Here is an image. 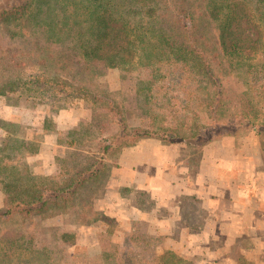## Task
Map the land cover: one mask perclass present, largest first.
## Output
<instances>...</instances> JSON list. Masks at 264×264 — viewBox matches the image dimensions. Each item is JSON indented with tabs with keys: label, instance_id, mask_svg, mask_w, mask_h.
Here are the masks:
<instances>
[{
	"label": "trees",
	"instance_id": "16d2710c",
	"mask_svg": "<svg viewBox=\"0 0 264 264\" xmlns=\"http://www.w3.org/2000/svg\"><path fill=\"white\" fill-rule=\"evenodd\" d=\"M0 36L19 42L21 48H12V54L32 56L41 74L29 77L33 80L29 90L42 88L41 94L52 96L53 103L75 94L64 91L72 87L74 76L66 75L72 79L68 83L57 73L58 68L63 72L77 69L90 77L100 65L121 70L183 66L184 71L172 74H184L191 94L187 83L196 81L186 74L201 72L213 120L210 126L196 128L195 135L186 139L190 145L196 142L193 146L200 147L224 136L250 133L264 140V0H23L19 6L0 9ZM224 62L231 70H245L248 88L242 97H224L223 84L216 76L218 65ZM47 70L54 73L47 77ZM13 82L14 86L17 80ZM178 82L176 77L174 86ZM57 95L62 96L60 100L55 99ZM229 107L236 111L227 117ZM118 125L116 133L94 144L99 155H76L72 173L63 168L58 176L48 178V184L7 185L0 218L16 215L26 222L72 209L81 193L104 181L107 155L138 140L137 136L130 140L137 129L131 132L122 120ZM159 133L168 142L177 136L168 128ZM68 161L60 163L68 165ZM157 258L160 264H190L169 251Z\"/></svg>",
	"mask_w": 264,
	"mask_h": 264
},
{
	"label": "rangeland",
	"instance_id": "374dc122",
	"mask_svg": "<svg viewBox=\"0 0 264 264\" xmlns=\"http://www.w3.org/2000/svg\"><path fill=\"white\" fill-rule=\"evenodd\" d=\"M22 2L23 0H0V9H11ZM12 48L15 51L21 46L19 42H10L7 37L0 36V191L4 198L8 197L7 185L24 187L29 182L48 184V178H55L58 172L52 176H44L41 169L43 161L38 155L41 143L48 138L51 143L57 139L63 146L75 140L80 151L87 150L86 145L94 142V135L116 133L119 120L131 132L137 129L130 140L136 136L140 138L151 134L155 129L165 128L163 123L169 122L170 118H166L167 112L158 109L164 105L173 109L172 121L177 124L176 129L172 130L179 137H188L190 128V133L194 130L190 134L191 138L195 135L196 128L213 123L208 113L209 100L204 89L207 82L201 81L200 71H188L186 74V77L196 81L187 83L193 91L190 94L185 85L187 78H184V74H172L183 70V66H137L121 70L100 65L90 77L77 69L63 72L58 68L57 73L68 83L72 79L66 75L74 76L75 81L70 83L72 87L65 88L64 91L75 94L53 103L52 96L48 98V94H41L44 93L42 88L37 92L29 90L33 87L29 83L33 80L29 77L41 74V70L34 67L32 56L22 57L18 53L14 54L16 52L12 54ZM159 67L160 71L157 73ZM52 71H45L46 76ZM216 76L223 84L225 98L242 97L247 91L245 70H231L224 62L218 65ZM176 77L179 82L174 86ZM16 80L13 86L12 83ZM148 85L152 87V91L148 90ZM209 91L213 92L214 89L209 88ZM156 93L159 95L156 96ZM60 97L62 96L57 95L55 99L60 100ZM72 103L82 104L81 108L90 122L88 125H80L82 127L79 130H72L76 133L70 134V131H63L60 127L56 130V114L72 108ZM235 111L234 107H229L227 117ZM87 131L88 134L85 135ZM193 145L191 146L194 147ZM80 151L68 150L62 154L63 159L70 163L61 164V170L64 168L72 173V162H75L74 158H77ZM102 190L103 180L81 193L68 212L54 211L26 222H22L16 215L9 219L0 218V264H160L157 257L163 254L158 249L162 238L132 232L125 236L115 233L119 232L118 224L105 220L103 213L95 209L94 201L100 197ZM177 256L190 264L208 263L199 253L194 256ZM244 263L252 264L241 259L240 264Z\"/></svg>",
	"mask_w": 264,
	"mask_h": 264
},
{
	"label": "crops",
	"instance_id": "0c3cea01",
	"mask_svg": "<svg viewBox=\"0 0 264 264\" xmlns=\"http://www.w3.org/2000/svg\"><path fill=\"white\" fill-rule=\"evenodd\" d=\"M181 104L184 111V100ZM166 106L158 108L170 118L163 126L176 129L173 109ZM81 107L79 103L56 114V130L88 125ZM159 131L107 155L95 209L118 224L119 236L132 232L162 238V252L199 253L206 264H240L241 259L264 264V140L250 133L192 147L186 139L193 129L188 137L177 135L169 142ZM110 136L94 135L83 151L76 142L63 146L48 138L38 154L44 176L61 173L62 154L68 150L99 155L94 144ZM5 199L0 191V210Z\"/></svg>",
	"mask_w": 264,
	"mask_h": 264
}]
</instances>
